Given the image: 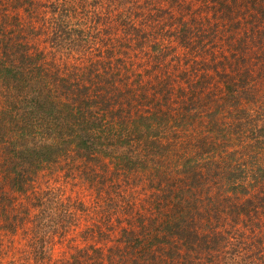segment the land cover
<instances>
[{"label":"trees","instance_id":"16d2710c","mask_svg":"<svg viewBox=\"0 0 264 264\" xmlns=\"http://www.w3.org/2000/svg\"><path fill=\"white\" fill-rule=\"evenodd\" d=\"M21 12L26 23L17 30L13 20ZM219 27L244 37L228 38L209 57L201 36ZM40 32L43 46L30 41ZM46 51L50 60L43 64ZM255 55L264 57V0L9 1L0 9V112H9V127L29 116L19 127L40 134L38 143L21 147L0 140V186L34 192L41 208L34 215L25 206L12 221L28 232L31 218L33 237L43 245L53 234L60 236L51 237L52 246L65 239L79 220L76 211L87 213L86 199L61 185L68 194L55 199L50 191L57 186L44 191L34 183L46 167L72 169L73 179L86 177L99 190L108 182L113 198L124 184L142 187L136 201L148 214L131 211L133 226L108 246H96L102 230L86 228L102 259L79 258L76 244L69 257L60 251L55 264L229 260L242 235L217 230L211 220L232 215L253 230L251 222L264 220V59ZM214 80L206 101L202 95ZM18 105L24 114L13 113ZM55 119H64L65 128L48 131ZM119 177L123 183H112ZM243 257L264 264L253 254ZM32 258L25 255L20 264Z\"/></svg>","mask_w":264,"mask_h":264},{"label":"rangeland","instance_id":"374dc122","mask_svg":"<svg viewBox=\"0 0 264 264\" xmlns=\"http://www.w3.org/2000/svg\"><path fill=\"white\" fill-rule=\"evenodd\" d=\"M9 1L11 0H0V9L3 8ZM25 1V0H23ZM29 1V0H26ZM35 1H41V0H35ZM22 13V12H21ZM215 21V20H214ZM14 27L19 26L20 22H22V26L25 27V18L23 13L19 18H14ZM10 27V26H8ZM208 27L206 28V30ZM19 30V28L17 29ZM221 32L223 35H219L216 37L217 33ZM34 35V34H33ZM42 34L41 32L37 37L33 36L31 40H34L36 43H41L40 46H43L44 43L42 42V38L40 37ZM86 35V34H85ZM51 37V36H50ZM204 37L203 44H205V48L209 50V57L212 56V49L218 50V49H225L226 40L229 41L228 38L232 42L239 41L240 38H243V32L241 34H227L226 31H224L222 28H217L216 31H212L209 36H201ZM214 37V38H213ZM199 39V37H198ZM216 41V43H215ZM33 42V41H32ZM230 42V41H229ZM236 43V42H235ZM244 43L247 46L253 45V43L250 40H245ZM47 45H51V43L48 41ZM231 47L232 44H230ZM75 47V45H74ZM252 50L253 48L250 47ZM202 49V48H201ZM232 49V48H231ZM235 50V49H234ZM237 50V49H236ZM240 51V50H237ZM259 55L261 53H258ZM254 58L256 61L261 62L263 61V58H260L258 55H255ZM50 60V55L46 51V56L43 57L40 61L45 64L47 61ZM186 62V61H185ZM258 64V63H257ZM256 64V65H257ZM258 64L257 66H259ZM256 66V67H257ZM238 79V77L236 78ZM215 80L211 82L208 89L205 90L202 97L205 98L206 101H208L210 98L207 96V93L215 88ZM264 90V87H263ZM214 97V95H212ZM0 100H4L5 97L1 94ZM203 98V102H204ZM21 99V98H19ZM24 99L29 100V98L25 97ZM0 101V102H1ZM19 104L21 105V100H19ZM214 102L210 104L212 106ZM19 105L16 106L15 110H9L10 112L13 111V113H17L18 115L24 114L22 110L18 111ZM135 110V109H134ZM153 109H151L152 111ZM7 115H9V112L2 111L0 112V140L6 141L8 143L7 147L14 146L18 144L19 147L25 145L26 143L34 144L38 143L37 133H32L30 130L35 129L36 127H19L21 125H25L26 122H31V119L28 116V119L24 116L19 117L17 121H12L9 127V123L6 119H8ZM133 116V114H131ZM41 120V119H40ZM64 121V119H62ZM39 121V120H38ZM63 121L55 119L54 124H50L48 131L54 132V126L55 125H62ZM18 123V125H17ZM259 124L263 125L264 120L263 118L259 120ZM43 124H42V131L43 130ZM65 128V126H64ZM97 129V127H95ZM18 135V137L15 136V134ZM24 133V134H23ZM34 137L36 139H34ZM11 141V142H10ZM11 152L9 151V154ZM59 166H64L67 168L65 162L63 159L59 160ZM259 165L263 167V163H257L256 167L258 168ZM89 168V165L86 167V169ZM40 174V177L36 179L35 177V183L38 184V186L43 189L44 191H47V188L51 185H55L53 190L50 191V195L54 196L55 199L60 197L62 199L66 198V194H68V191L64 193L62 191L61 186H65L69 188L70 190H73L74 197H77L81 199H86V205L89 207L87 210V213L85 215L81 214V211H76V214L79 215V220H73V227L72 229L69 228V231L67 233V236L65 239L60 240L53 244H51V237L56 235L55 237L58 239L59 234H53L50 235V238H48L46 241H44V245L41 244L39 241H37L33 235L36 232L35 230V224L31 222V218H29V231H25L22 225H16L11 217L14 216V214L18 211H21L24 209L25 206L30 207L32 209V214L35 215L34 212L39 211L41 208L37 206L34 201L36 199V195L34 192H20L18 190H12L10 189L6 184H3L0 186V209H3L6 211L0 216V227L5 225L4 227L0 228V264H12L13 261L15 264L22 263L23 256L30 255L33 258L28 260L29 264H55V259L58 256H61L60 251L66 250L67 252L65 256L69 257L68 253H71V250L76 251V248L81 249L80 252H78V257L84 259L85 261H88L87 259L90 257H94L93 259H102L100 253L96 251L93 247H90V245H93L94 240H90L91 237L89 233L83 232L86 228L89 226H94L95 229L102 230V232L96 231L97 233V247L100 245L102 246H108L112 243L113 239H118V237L122 236V230L123 229H129L133 226L132 220L133 217L132 212L133 210L141 211L142 213L148 214V212H145L142 209H138L139 204L136 201L137 195L139 192H141L142 187L139 186L140 191H138L137 185H123L121 188H117L118 193H121V196L118 195L115 191L113 193L114 198L112 195L109 196V184L106 182L103 184L101 189L99 190L98 184H92V182L88 181L86 177L80 176L78 179H73L71 177V173H74L72 169H50L49 167L44 168ZM261 170L264 171V168ZM260 171V170H258ZM79 176V175H78ZM44 180V184L42 181ZM76 181V184L72 182ZM112 183H123L122 178H118L117 181H112ZM264 194V185L261 187ZM147 192V190H145ZM144 192V193H145ZM92 193L96 194V197H91ZM99 193L102 194V197L98 199ZM120 198L123 200L121 204L125 202L124 205L120 204H114L116 200L113 201V199ZM264 203V202H263ZM61 206H57L54 208L53 212L59 211ZM62 208V207H61ZM260 211H264V206L259 205ZM228 211V210H226ZM47 213H52L51 208L47 207ZM59 213V212H58ZM58 213L56 215H58ZM7 216V218H6ZM212 226H214L217 230H225L228 229H236L235 231H238L239 234L242 236H238V241L236 242L233 247H231L229 250L230 252L228 254H231L233 257H231L226 262L223 261L221 264H253V261H247L245 260L246 257H243L245 253L253 254V260L254 261H262L264 259V220L261 222V224H253V228H251L249 225H242L234 223L232 220V215H222L219 219H212ZM70 220L68 221L67 226L70 225ZM78 224V225H77ZM132 225V226H131ZM25 226V225H24ZM37 229V226H36ZM35 231V232H34ZM98 235L105 238V240L100 241L98 239ZM99 237V238H101ZM34 238V239H33ZM93 239V238H92ZM106 239L108 241L106 242ZM62 241V242H61ZM106 242V243H105ZM104 243V244H103ZM76 246L75 249L71 248L73 245ZM50 246H52L50 248ZM236 252V254L233 253ZM240 251L242 254L239 255ZM232 252V253H231ZM103 253H105L103 251ZM103 256V255H102ZM221 260V259H220ZM191 263V262H190Z\"/></svg>","mask_w":264,"mask_h":264}]
</instances>
